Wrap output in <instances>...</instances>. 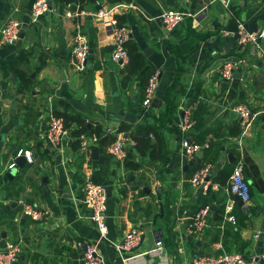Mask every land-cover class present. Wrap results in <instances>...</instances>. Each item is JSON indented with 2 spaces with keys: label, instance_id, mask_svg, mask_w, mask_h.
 <instances>
[{
  "label": "crops",
  "instance_id": "0c3cea01",
  "mask_svg": "<svg viewBox=\"0 0 264 264\" xmlns=\"http://www.w3.org/2000/svg\"><path fill=\"white\" fill-rule=\"evenodd\" d=\"M35 1L0 0V31L10 17L24 22L16 45L0 44V250L19 241L23 251L14 264H81L82 250L75 243L78 239L98 241L110 264H190L196 251L264 252V240L260 251V239H254L256 233H264V57L250 54L251 47L241 49L234 35L221 32L235 31L238 21L253 24L255 31L264 28V0H233L229 8L219 0H108L117 7V17L123 16V23L131 27V38L161 70L158 100L148 114L141 112L137 82L128 92L119 89L121 68L111 59L112 36L107 26L87 13L67 17L69 4L63 6L57 0L53 9L33 24L30 12ZM119 4L138 8L125 9ZM79 6L89 12L96 4L85 0ZM169 9L198 14L187 16L177 29H169L159 18ZM78 26L91 45L88 67L83 72H76L70 64ZM190 28L207 34V38L182 56L185 70L173 92L177 109L163 129V160L134 151L141 166L130 175L120 161L104 158L97 145L91 147L86 158L72 134L77 123H70L69 134L60 145L48 143L45 133L56 110L82 115L89 124L100 123L104 128L118 129L124 122L159 126L180 65L174 49ZM234 53L247 56L246 74L227 80L219 71L225 56ZM243 102L255 115L246 134L232 110ZM189 106H193L195 124L184 133L181 123ZM127 113L134 114L136 121L117 118ZM237 127L242 132L232 133ZM185 135L200 144H209L211 139L217 142L219 157L211 164L210 175L224 167L232 168L241 156L245 160L252 199L241 206L234 196L237 223L221 227L219 217L227 194L219 191L213 193L205 232L188 233L187 225L202 202V187L191 184L194 165L202 157L195 163L188 160L182 150ZM21 148L32 151L34 162L24 157L14 168H8ZM88 176L111 192L108 234L104 238L87 217L83 202ZM20 198L47 209L49 218L34 221L26 216ZM132 227L143 229L145 236L132 252H120L115 243ZM157 240L163 242L161 249Z\"/></svg>",
  "mask_w": 264,
  "mask_h": 264
},
{
  "label": "built area",
  "instance_id": "2783aa9c",
  "mask_svg": "<svg viewBox=\"0 0 264 264\" xmlns=\"http://www.w3.org/2000/svg\"><path fill=\"white\" fill-rule=\"evenodd\" d=\"M55 0H36L30 12V20L33 24L38 23L41 17L53 9ZM220 4L229 8L233 0H219ZM95 10L86 12L80 9L78 5L76 9H72L73 5L69 4L66 10L67 17H77L81 14L95 17L101 21L109 29L112 36V54L111 59L123 69L130 61V56L126 43L132 34L131 27L119 21L117 17V7L112 5L108 0H95ZM125 9L138 8L133 4H119ZM198 13H192L185 10H165L160 19L169 29H173L177 24L182 23L187 16H196ZM24 22L21 19L10 17L0 31L1 45H16L20 39ZM221 32L228 36L236 37L237 45L241 49L250 48V54L264 57V28L261 30L251 31L244 22L238 21L237 29H222ZM240 49V50H241ZM91 53V45L88 36L82 31L80 26L77 27L73 37V48L71 52L70 64L76 72H83L88 67L89 56ZM246 53V51H245ZM227 55L223 59L220 75L227 80L233 79L237 71L246 74L247 56ZM161 78V70L156 69L151 75L148 85L145 90V96L142 101V106L145 113L151 109L153 102L157 96ZM51 109L52 103H51ZM232 110L240 120L243 133L246 134L253 125L255 115L250 105L246 102L239 103L233 106ZM65 118L52 114L46 130V139L51 146H58L63 139L69 134V129L66 127ZM195 124L193 117V106L185 109V115L181 123V129L184 133H188ZM106 132L116 135L115 141L107 146V153L111 158L125 163L129 150L135 149L136 141L127 131H120L112 127L104 128ZM80 151L84 157L89 158L91 147L96 144L97 138L89 136L86 133L81 134ZM209 144H200L195 142L187 135L182 139V150L188 160L197 158V154L208 148ZM24 156L28 162H34V156L30 149L21 148L17 151L15 158L9 163L8 168L12 169L17 165L16 159ZM125 166V165H124ZM245 160L241 156L234 165L232 174L225 185L213 182L210 179L211 164H206L199 168L192 176L191 184L193 187H202V194L207 195L211 191H224L227 194V200L224 203V216L221 227L225 228L227 223H237V216L234 212L237 196L245 205L250 203L252 199L251 185L245 177ZM83 202L88 209L87 217L96 224L100 232L101 238L108 234L107 225V202L108 190L105 185L96 181L91 176H88L84 183ZM22 212L34 221H45L49 218L50 212L42 207L37 206L25 198L19 199ZM211 216L210 205L200 207V209L191 217L187 225V231L190 234H203L209 225ZM145 231L138 227H132L125 235L116 241L115 246L120 252H132L142 241ZM261 238L260 233L254 236L255 241ZM76 246L82 250L81 264H110L105 255L99 248V242L92 239H78ZM158 249L163 247L161 240L156 241ZM23 251L22 244L18 241L12 243L5 250H0V264H14ZM264 261V252H240V251H224L217 254H205L194 252L190 257V264H262ZM27 264H38L36 262H28Z\"/></svg>",
  "mask_w": 264,
  "mask_h": 264
},
{
  "label": "trees",
  "instance_id": "16d2710c",
  "mask_svg": "<svg viewBox=\"0 0 264 264\" xmlns=\"http://www.w3.org/2000/svg\"><path fill=\"white\" fill-rule=\"evenodd\" d=\"M61 5L71 4L75 6L76 4L80 5L85 0H57ZM111 2L116 1H123V0H110ZM95 2V0H94ZM118 19L120 22H124L125 18L123 16H118ZM207 38V34H199L194 29L189 30L188 36L181 41V43L178 45L177 48L174 49L175 56L177 59H179L180 65L178 72L175 76L173 84L169 87V94L167 97L165 110L161 114L160 118V125L156 126L155 124H151L149 122H139L138 124H131L124 122L121 127L118 129L120 131H129L130 135L135 139L136 141V147L135 149H130L127 158L125 160V167L127 168L130 175H132L133 170L139 169L141 164L136 160V156L134 154V151L139 152L142 156H150L151 159L157 160L162 159L166 157L165 152V140H164V125L167 122H170L172 120V116L175 113V110L177 109V101L176 98L173 96V92L179 83V77L185 70V64L182 61V56L188 55V53L193 48H197L199 46V42L203 39ZM126 47L129 52L130 61L129 63L120 70L119 72V84H120V91L121 92H128L132 89V86L134 82H137L138 88H139V101H143L145 96V90L148 85L149 79L153 72L157 69V66L151 62L146 54H144L139 44L133 39L129 38V40L126 43ZM235 54V53H234ZM233 55V54H230ZM239 55H243L240 53ZM184 56V57H185ZM142 113H145L144 107L141 109ZM148 114V113H146ZM145 114V115H146ZM55 115L62 116L65 118L66 121V127L69 128L70 123H77L78 128L74 129L72 131L73 136L75 137L76 145L78 148H80V139L79 137L81 134L86 133L89 136H95L97 138L96 144L99 150L104 152V155L110 159L111 156L108 155L106 152L107 146L111 144L116 139V135L112 133L106 132L103 125L96 122H91L90 125L88 121L85 119L84 116L74 114L70 115L65 112H61L59 110L55 111ZM193 117L194 112H193ZM235 128V127H233ZM232 128V129H233ZM211 129L207 130L204 134H209ZM232 133L240 134L242 132L241 129L238 127L236 128V131L232 130ZM154 137V138H153ZM217 146V142L213 139L209 140V147L204 149L205 155L202 158H198V161L194 165V172H196L199 168L206 164H212L218 160L219 157V151L215 150V147ZM166 163V159L164 160ZM233 168L224 167L221 168L215 175L211 174V180L213 182H217L221 185L227 184ZM213 193H216L214 191H211L207 195H202L201 199V206L205 205H211V202L213 200ZM200 209V208H199ZM224 216V206L222 209V214L219 217L220 222H222Z\"/></svg>",
  "mask_w": 264,
  "mask_h": 264
},
{
  "label": "water",
  "instance_id": "95a60500",
  "mask_svg": "<svg viewBox=\"0 0 264 264\" xmlns=\"http://www.w3.org/2000/svg\"><path fill=\"white\" fill-rule=\"evenodd\" d=\"M179 25H180V24H177L174 28L177 29V28L179 27ZM246 26H247L251 31H255V29L251 28V27L253 26V24L246 25ZM131 36H132V34L130 35V37H131ZM241 74H242L241 71H237V72L235 73L234 76L240 78V77H241ZM157 100H158V99L156 98L155 101H157ZM117 118H119V119H121V120L126 119V120L136 121V119H135V115H134V114H131V113H127V114H119V115H117ZM89 125H90V124H89ZM92 152H93L94 155H96V154H97V150H96V148H94V149L92 150ZM231 155H232V154H230V156H231ZM203 156H204V150H201V151L197 154V158H198V157H203ZM23 158H24V156L17 158V159H16L17 163L20 162V160L23 159ZM197 158H196V159H193L191 162H192V163H195V162L197 161ZM110 195H111V192L109 191V192H108V197H109ZM236 198H237V200H238V202H239V204H240L241 206H245V204L243 203L242 200H240L237 196H236ZM144 236H145V235H144ZM144 236L142 237V239L144 238ZM263 240H264V233L262 234L260 240L258 241V247H259V248H261V246L263 245ZM258 250H259V249H258ZM261 250H262V248L260 249V251H261Z\"/></svg>",
  "mask_w": 264,
  "mask_h": 264
}]
</instances>
